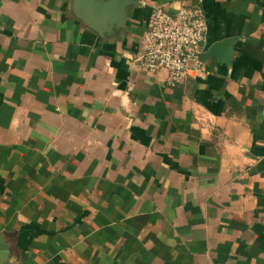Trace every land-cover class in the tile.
<instances>
[{
    "label": "crops",
    "instance_id": "1",
    "mask_svg": "<svg viewBox=\"0 0 264 264\" xmlns=\"http://www.w3.org/2000/svg\"><path fill=\"white\" fill-rule=\"evenodd\" d=\"M138 1L0 0V264H264V0ZM153 3L202 7L206 73L141 68Z\"/></svg>",
    "mask_w": 264,
    "mask_h": 264
},
{
    "label": "built area",
    "instance_id": "2",
    "mask_svg": "<svg viewBox=\"0 0 264 264\" xmlns=\"http://www.w3.org/2000/svg\"><path fill=\"white\" fill-rule=\"evenodd\" d=\"M207 31L200 5H181L171 11L153 3L142 35L141 68L147 72L165 70L169 86H176L191 73L203 75L207 71L203 59Z\"/></svg>",
    "mask_w": 264,
    "mask_h": 264
},
{
    "label": "water",
    "instance_id": "3",
    "mask_svg": "<svg viewBox=\"0 0 264 264\" xmlns=\"http://www.w3.org/2000/svg\"><path fill=\"white\" fill-rule=\"evenodd\" d=\"M79 8V16L100 33L113 28L126 27L128 18L133 16L129 7H136L138 0H74ZM232 39L219 41L211 45L208 55H215L219 60L229 62L232 57Z\"/></svg>",
    "mask_w": 264,
    "mask_h": 264
}]
</instances>
